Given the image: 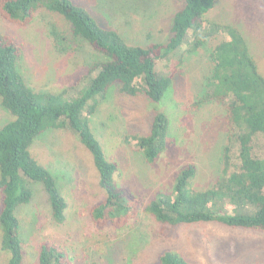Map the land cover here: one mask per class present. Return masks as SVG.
Here are the masks:
<instances>
[{
  "label": "trees",
  "instance_id": "obj_1",
  "mask_svg": "<svg viewBox=\"0 0 264 264\" xmlns=\"http://www.w3.org/2000/svg\"><path fill=\"white\" fill-rule=\"evenodd\" d=\"M181 1L167 41L142 46L129 43L116 29L99 24L74 0H0L1 17L19 27L29 25L41 10L61 17L69 24L74 40L87 43L98 57L72 93L69 88L35 92L19 71L20 45L0 33V105L11 118L0 127V251L6 256V264H23L16 210L32 201L30 184L42 185L53 221H65L68 204L56 178L29 150L49 129L68 128L92 157L103 192V199L89 210L92 224L99 229L129 227L141 209L139 200L116 183L117 163L104 154L92 132L91 116L98 99L106 100L111 92L143 96L153 104L154 116L148 133L134 135L133 140L145 162L154 165L168 148L171 126L168 114L154 104L169 93L173 83L171 74L159 73L158 62L172 59L183 49L196 54L207 47L211 68L204 77L202 94L191 109L215 103L224 111L227 134L220 174L210 187L195 190L191 182L197 168L186 164L172 177L170 189L154 195L142 211L162 226L216 222L264 231V73L250 55L238 27L207 19L216 0ZM131 257L127 255V264H132ZM37 262L71 264V259L62 247L43 241L38 245ZM155 264L190 263L178 252L166 249Z\"/></svg>",
  "mask_w": 264,
  "mask_h": 264
},
{
  "label": "rangeland",
  "instance_id": "obj_2",
  "mask_svg": "<svg viewBox=\"0 0 264 264\" xmlns=\"http://www.w3.org/2000/svg\"><path fill=\"white\" fill-rule=\"evenodd\" d=\"M74 1L102 26L142 46L166 42L172 17L182 7L181 0ZM207 19L238 27L264 73V0H216ZM0 33L20 45L19 71L35 92L69 88L72 93L89 64L98 59L87 43L74 40L66 21L47 11H38L26 27L0 15ZM206 48L196 54L183 49L172 59L158 62L159 73L171 74L173 83L169 93L154 104L171 122L168 148L154 165L145 162L133 140L134 135L148 133L153 104L143 96L128 97L117 91L106 100L98 99L91 116L92 132L107 159L117 163L116 183L135 193L141 207L127 229H99L92 224L89 210L103 199V192L90 153L71 130L49 129L34 140L31 155L54 175L68 205L64 223L56 224L42 185L30 184L32 201L16 210L23 264H38V245L43 241L65 249L71 264H127L129 254L132 264H155L166 249L178 252L190 264H264V231L216 222L162 226L142 211L154 195L170 189L172 177L186 164L197 168L191 182L195 190L210 187L220 174L227 134L224 111L215 103L191 109L211 68ZM10 119L0 105V127ZM0 264H6L1 251Z\"/></svg>",
  "mask_w": 264,
  "mask_h": 264
}]
</instances>
